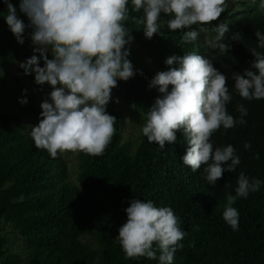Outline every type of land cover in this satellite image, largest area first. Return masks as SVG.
<instances>
[{"label": "trees", "instance_id": "obj_1", "mask_svg": "<svg viewBox=\"0 0 264 264\" xmlns=\"http://www.w3.org/2000/svg\"><path fill=\"white\" fill-rule=\"evenodd\" d=\"M11 2L18 7L20 0ZM223 7L220 19L229 27L224 42L230 46L223 54L204 42L205 35H215L212 25L218 21L207 25V33L193 44H182V33L167 28L168 17H162L161 34L148 39L139 23L142 13L130 11L125 27L151 67L142 68L127 81H118L112 96L122 105H135L146 119L160 95L149 84L157 72L168 70L166 58L198 51L228 78L232 94L226 106L229 114L239 118L240 104L248 111L245 124L227 130L221 127L211 137L216 146H234L241 160L237 171L225 172L216 185L208 184L203 179V165L193 172L183 164L187 144L182 132L163 150L142 132L137 143L125 140L124 112L107 105L108 113L116 117L111 141L100 156L75 151L73 176L61 152L52 158L30 138L31 124L39 122L42 110L37 97L24 87L20 99L26 96L27 104L18 102L15 110H0V264H158V260L143 256L127 258L115 239L126 222L125 209L135 198L171 207L179 218L185 236L173 264H264V185L233 205L240 214L238 231L222 218L226 193L234 194L241 171L264 181V99L241 98L231 79L234 73L249 68L254 59L250 50L258 43L255 32H264V10L251 0H224ZM4 10L0 3V11ZM19 15L27 24V17ZM237 33L239 41H232ZM34 47L31 29L20 44L0 15V68H17L44 98L51 86L36 84L35 74L25 75L20 67L33 54L39 56ZM245 142L251 143L250 149L244 148Z\"/></svg>", "mask_w": 264, "mask_h": 264}, {"label": "clouds", "instance_id": "obj_2", "mask_svg": "<svg viewBox=\"0 0 264 264\" xmlns=\"http://www.w3.org/2000/svg\"><path fill=\"white\" fill-rule=\"evenodd\" d=\"M251 2H258L264 10V0ZM0 3L5 6L0 15L18 43H24V33L31 29L33 51L39 56L33 54L20 63L24 74L34 73L36 84L51 86L41 104L39 122L31 125L28 134L35 146L52 158L69 150L100 156L110 143L116 122L107 111L112 91L118 81L136 75L128 58V45L134 37L125 27L130 11L142 13L139 23L148 39L161 34L162 17H168L167 28L182 33V44H193L207 33V25L218 21L212 25L215 35H205L204 42L221 54L230 50L224 42L229 27L220 19L224 0H20L18 7L11 0ZM19 13L27 17V24ZM255 36L258 43L250 50L254 57L250 67L231 77L234 90L249 101L264 99V52L257 50L264 49V32L257 30ZM231 40L239 41V34ZM165 64L168 70L157 72L150 81L149 87L160 95L148 109L141 132L161 150L166 143L176 142L177 132H182L187 144L183 164L193 172L203 165V179L216 185L225 172L235 173L241 160L233 145L216 146L211 137L221 127L227 130L245 124L247 108L237 106L239 118L229 114L226 106L232 94L228 78L198 51L171 55ZM19 102L27 104L28 100L25 96ZM244 148L250 149L251 143L245 142ZM262 185L264 181L241 171L234 194L226 193L222 218L234 232L239 230L240 214L233 205L258 192ZM125 212L126 222L115 239L126 257L143 256L158 260V264H173L185 236L174 210L135 198Z\"/></svg>", "mask_w": 264, "mask_h": 264}, {"label": "rangeland", "instance_id": "obj_3", "mask_svg": "<svg viewBox=\"0 0 264 264\" xmlns=\"http://www.w3.org/2000/svg\"><path fill=\"white\" fill-rule=\"evenodd\" d=\"M227 2L228 0H226V3ZM128 47L130 48V56L128 58L132 62L136 72L142 68L151 67L148 58L138 47L132 43L128 45ZM24 87L27 88L29 93L34 95V98L37 97L38 101L36 102L38 107L41 109V104L47 97H39L27 80L21 77V73L17 70V68H0V110H15L16 104L20 100L21 92ZM108 106L121 109L124 112L126 116L124 124V138L125 140H132L137 143L141 135L142 126L146 119H144L142 114L135 108L118 103L116 98L113 96ZM61 154L68 162L72 175L74 176V172L76 170L75 164L77 162L76 152L64 151L61 152ZM86 240L92 241V238L87 237Z\"/></svg>", "mask_w": 264, "mask_h": 264}]
</instances>
